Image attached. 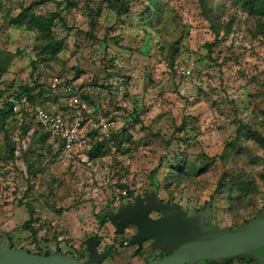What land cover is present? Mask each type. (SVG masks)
<instances>
[{
  "label": "rangeland",
  "instance_id": "rangeland-1",
  "mask_svg": "<svg viewBox=\"0 0 264 264\" xmlns=\"http://www.w3.org/2000/svg\"><path fill=\"white\" fill-rule=\"evenodd\" d=\"M55 82L88 95L85 138L102 147L68 161L52 138L0 122L9 247L76 250L84 262L96 234L100 250L114 246L102 264H146L151 241L136 254L123 244L134 227L118 234L97 215L118 184L139 195L154 174L161 198L190 213L211 200L212 225L237 227L263 208L264 20L240 0H0V84L8 94L32 87L64 109L69 96ZM103 119L114 123L97 128Z\"/></svg>",
  "mask_w": 264,
  "mask_h": 264
},
{
  "label": "water",
  "instance_id": "water-1",
  "mask_svg": "<svg viewBox=\"0 0 264 264\" xmlns=\"http://www.w3.org/2000/svg\"><path fill=\"white\" fill-rule=\"evenodd\" d=\"M152 214H158L156 217ZM213 202L193 213L181 204L164 201L156 188L146 190L132 202L109 206L100 213L109 218L118 234L134 225L128 245L135 253L151 241L152 253L146 264H230L236 259L264 264V206L253 218L237 227L210 224ZM8 234L0 238V264H100L112 255L110 245L100 251L101 239L91 234L85 239L89 258L82 262L77 256L62 252L48 255L32 253L7 246ZM164 254L162 258L154 256Z\"/></svg>",
  "mask_w": 264,
  "mask_h": 264
},
{
  "label": "built area",
  "instance_id": "built-area-1",
  "mask_svg": "<svg viewBox=\"0 0 264 264\" xmlns=\"http://www.w3.org/2000/svg\"><path fill=\"white\" fill-rule=\"evenodd\" d=\"M183 73L190 74L191 70L185 68ZM52 88L54 91L68 94L67 109L63 111L53 110L37 104L31 109L32 116L41 124L43 130L48 132L50 137L61 146L64 160L86 162L88 161V156L84 150L90 143L89 138H85L84 124L91 105L83 96L82 90L78 88H70L65 84H60V82L53 83ZM5 90L0 84V109L5 106L6 102H12L13 111L19 112L21 104L25 101L15 99L14 96H10ZM113 123L103 119L99 121L96 127L102 129V127H108ZM124 185L126 184L123 182L116 186L113 204H125L133 201L137 196V194L130 195L129 189Z\"/></svg>",
  "mask_w": 264,
  "mask_h": 264
},
{
  "label": "trees",
  "instance_id": "trees-1",
  "mask_svg": "<svg viewBox=\"0 0 264 264\" xmlns=\"http://www.w3.org/2000/svg\"><path fill=\"white\" fill-rule=\"evenodd\" d=\"M240 1L243 3L244 7L247 8V10H249V12L252 15H255L260 20H264V0H240ZM127 11H128V9L125 8V9L119 10V13H126ZM36 20L38 21L39 25L42 26V29L44 31H48L49 25L45 20H43L41 17H37ZM49 37L51 40H53V38L51 36H49ZM9 95L14 96L15 99L20 100V101L24 100L25 102H23L21 104L19 112L13 111V103L12 102H6L5 106L2 109H0V122H2L4 124L8 121L15 120L16 122L17 121L19 122V124L23 130L28 131V132L32 131V133H36L39 136H43L45 138H51L49 133L44 131L41 124L38 123L35 120V118L32 116L31 109L37 104L52 109V107H49L47 105L46 100H42V98H43L42 93L41 92H34V88H32V87H28V88L26 87L22 91H20L19 93H11ZM83 96L89 101L88 95H83ZM63 110H66V107L64 109H60V111H63ZM89 135L92 137H95L97 135V130L95 132H90ZM257 135H258V139L261 142H264V137L261 136L260 134H257ZM101 147H102V145L100 142L98 144L93 143L91 146L89 145L84 150V152L88 156V161L99 156V153H100L99 151H100ZM58 150H59L60 154L62 155V148L60 145H58ZM78 162H80V161H78ZM153 182H154V188H156L158 190L159 181L157 180V177L155 174L153 175ZM124 186L127 187V185H124ZM129 192H130V195H134V192L131 191L130 189H129ZM112 204H113V202H112ZM97 217L102 223L105 222V219H102V217L100 216V213L97 215ZM74 251L76 252V250H74ZM59 252H61V251H59ZM48 254H49V252L45 253V255H48ZM75 256H77V254H75ZM163 256H165V255L159 254L158 258H162ZM247 261H251V260H247Z\"/></svg>",
  "mask_w": 264,
  "mask_h": 264
},
{
  "label": "flooded vegetation",
  "instance_id": "flooded-vegetation-1",
  "mask_svg": "<svg viewBox=\"0 0 264 264\" xmlns=\"http://www.w3.org/2000/svg\"><path fill=\"white\" fill-rule=\"evenodd\" d=\"M129 202H132V201H129ZM129 202H127V203H129ZM127 203H125V204H127ZM111 206H114L115 208L118 207V206L115 205V203H114V204H111ZM261 209H262V208H261ZM261 209H260V210H261ZM260 210H259V212H260ZM259 212H258V213H259ZM157 215H158V214H152V216H154V217H156ZM106 219H108V220L111 222V220H110L109 218H106ZM106 219H105V220H106ZM111 223H112V222H111ZM112 224H113V223H112ZM113 225H114V224H113ZM130 226L134 227L135 232H136V227H135L134 225H130ZM128 227H129V226H128ZM128 227H126L125 230H127ZM125 230H124V231H125ZM115 231H116V228H115ZM116 232H117V231H116ZM99 238H100V237H99ZM100 239H101V238H100ZM101 241H102V239H101ZM123 244H128V241H127V243H125V241H124ZM110 245H111V244L106 245L105 248H104L103 250H100V247H99V250H100V251H105V250L108 248V246H110ZM144 245H145V244H144ZM7 246H8V245H7ZM111 246H112L113 249H114V246H113V245H111ZM259 251L264 252V248H263V249H260ZM73 253H74V256H75L76 252H75L74 250H73ZM88 258H89V253H88ZM88 258H87V259H88ZM157 258H158L157 255L154 256V259H157ZM87 259H86V260H87ZM104 261H105V260H104ZM104 261H103V262H104ZM103 262H102V263H103ZM250 262H254V261H250ZM102 263H100V264H102ZM255 263H256V262H255Z\"/></svg>",
  "mask_w": 264,
  "mask_h": 264
},
{
  "label": "crops",
  "instance_id": "crops-1",
  "mask_svg": "<svg viewBox=\"0 0 264 264\" xmlns=\"http://www.w3.org/2000/svg\"><path fill=\"white\" fill-rule=\"evenodd\" d=\"M68 105V104H67ZM67 105L65 106L67 108ZM53 110H60V109H55L54 107L52 108Z\"/></svg>",
  "mask_w": 264,
  "mask_h": 264
}]
</instances>
